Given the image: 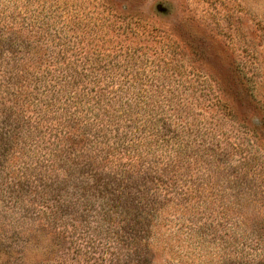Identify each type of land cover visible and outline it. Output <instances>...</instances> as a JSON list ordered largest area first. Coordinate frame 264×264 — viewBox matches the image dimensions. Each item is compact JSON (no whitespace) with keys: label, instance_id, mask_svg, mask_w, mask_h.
<instances>
[{"label":"rangeland","instance_id":"obj_1","mask_svg":"<svg viewBox=\"0 0 264 264\" xmlns=\"http://www.w3.org/2000/svg\"><path fill=\"white\" fill-rule=\"evenodd\" d=\"M66 114L93 134L73 154L104 126L139 141L160 175L147 234L59 246L41 178ZM256 118L264 0H0V264H264Z\"/></svg>","mask_w":264,"mask_h":264},{"label":"trees","instance_id":"obj_2","mask_svg":"<svg viewBox=\"0 0 264 264\" xmlns=\"http://www.w3.org/2000/svg\"><path fill=\"white\" fill-rule=\"evenodd\" d=\"M66 115L69 120L62 122L49 142L51 164L41 178L44 220L61 241L59 246L64 253L70 252L75 232L105 237L109 247L125 233L132 239L147 234L159 207L155 200L161 192L160 175L146 174L145 166L139 164L143 160L139 141H125L105 132L104 126L101 131L108 135L106 139L91 140L74 149L79 155L73 154L68 149L76 145V139L93 134L86 124H69L74 115ZM254 122L260 123L254 126L257 131L264 127L263 120ZM81 218L90 231L76 225ZM143 247L148 248V243Z\"/></svg>","mask_w":264,"mask_h":264}]
</instances>
